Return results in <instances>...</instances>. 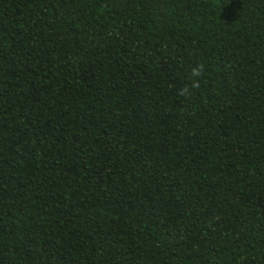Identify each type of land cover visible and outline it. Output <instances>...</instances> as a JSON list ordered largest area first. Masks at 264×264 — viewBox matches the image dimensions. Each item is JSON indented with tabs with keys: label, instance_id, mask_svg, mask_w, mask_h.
<instances>
[{
	"label": "trees",
	"instance_id": "obj_1",
	"mask_svg": "<svg viewBox=\"0 0 264 264\" xmlns=\"http://www.w3.org/2000/svg\"><path fill=\"white\" fill-rule=\"evenodd\" d=\"M0 264H264V0H0Z\"/></svg>",
	"mask_w": 264,
	"mask_h": 264
},
{
	"label": "clouds",
	"instance_id": "obj_2",
	"mask_svg": "<svg viewBox=\"0 0 264 264\" xmlns=\"http://www.w3.org/2000/svg\"><path fill=\"white\" fill-rule=\"evenodd\" d=\"M205 71L204 64H198L191 69V84L190 86H185L179 90V95L181 97H191L193 94V90L199 89L200 87V79L202 78Z\"/></svg>",
	"mask_w": 264,
	"mask_h": 264
}]
</instances>
